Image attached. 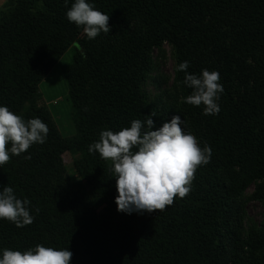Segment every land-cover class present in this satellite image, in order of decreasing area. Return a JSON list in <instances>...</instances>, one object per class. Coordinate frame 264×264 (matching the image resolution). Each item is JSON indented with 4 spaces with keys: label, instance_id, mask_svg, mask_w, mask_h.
<instances>
[{
    "label": "trees",
    "instance_id": "obj_1",
    "mask_svg": "<svg viewBox=\"0 0 264 264\" xmlns=\"http://www.w3.org/2000/svg\"><path fill=\"white\" fill-rule=\"evenodd\" d=\"M73 2L9 0L0 14V105L48 127L43 144L10 154L0 167V189L10 186L27 198L33 217L19 228L0 219V249H69L70 264H260L236 251L225 263L218 236L222 227L229 233L230 203L264 179V0H88L109 16L110 27L91 40L66 18ZM166 42L175 47L177 64L189 62L188 73H219L215 115L185 103L192 90L183 85V72L175 79L183 90L177 114L212 154L196 168L185 197L164 210L128 215L116 210L110 164L88 145L100 131H119L151 113L156 128L167 122L143 92L152 53ZM74 44L79 49L67 78L76 135L63 138L39 87ZM68 150L90 193L69 175L62 157ZM222 159L234 174L219 166ZM244 244L252 255L264 252V232Z\"/></svg>",
    "mask_w": 264,
    "mask_h": 264
},
{
    "label": "clouds",
    "instance_id": "obj_2",
    "mask_svg": "<svg viewBox=\"0 0 264 264\" xmlns=\"http://www.w3.org/2000/svg\"><path fill=\"white\" fill-rule=\"evenodd\" d=\"M65 15L70 23L82 28L89 40L110 30L109 16L95 9L88 0H74ZM188 66L186 60L176 66L177 72L184 73L183 85L192 90L184 102L203 105L204 115L217 114L223 92L219 73L201 69L199 75L190 74L186 71ZM153 116L151 113L144 121L133 119L130 127L116 132L104 129L98 140L88 145L89 153H98L110 164L109 171L115 178L117 212L131 215L164 210L166 205L173 204L174 197L183 198L189 193L196 168L211 158L210 146H198L196 137L184 130L185 122L180 115H173L158 128ZM47 134L48 127L39 117L25 121L7 106L0 105V167L10 154L19 156L31 145L43 144ZM6 145L10 146L6 148ZM29 205L27 198H17L12 187L0 189V219L18 228L31 224ZM71 257L69 249L41 244L24 251L0 249V264H70Z\"/></svg>",
    "mask_w": 264,
    "mask_h": 264
},
{
    "label": "rangeland",
    "instance_id": "obj_3",
    "mask_svg": "<svg viewBox=\"0 0 264 264\" xmlns=\"http://www.w3.org/2000/svg\"><path fill=\"white\" fill-rule=\"evenodd\" d=\"M9 9V0H0V14L8 12ZM78 49L77 44L72 45L39 87L41 104L49 110L63 138H72L76 135L67 71L72 66ZM176 66V50L173 45L166 42L154 49L149 74L143 84V92L147 101L153 105L160 121H170L173 115H178L177 111L182 103L183 90L175 80ZM239 83L241 82L235 84ZM184 130L190 132L186 123ZM62 157L69 175L77 179L79 175L75 170V155L68 150ZM225 161L222 159L219 166L234 174L236 169L228 163L229 161ZM79 179L90 193L91 188L87 178L79 177ZM102 209L103 207H99L97 212L101 213ZM226 222L229 233H226L225 227H222V232L218 236L222 260L225 263L229 262L233 252L236 251L248 260L254 258L258 263L264 264V252L252 255L244 244L251 234L264 232V179L251 185L246 192L230 203Z\"/></svg>",
    "mask_w": 264,
    "mask_h": 264
}]
</instances>
